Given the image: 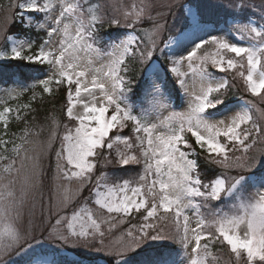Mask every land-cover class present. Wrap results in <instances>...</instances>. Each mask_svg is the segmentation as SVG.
<instances>
[{
    "label": "snow or ice",
    "instance_id": "snow-or-ice-1",
    "mask_svg": "<svg viewBox=\"0 0 264 264\" xmlns=\"http://www.w3.org/2000/svg\"><path fill=\"white\" fill-rule=\"evenodd\" d=\"M8 8L19 15L0 28V68L23 62L37 75L0 74V264L42 238L112 264H127L149 241L178 246L169 264H264V171L254 174L264 123L252 114L264 105V0H19ZM16 20L18 35L9 31ZM106 26L126 31L105 36ZM189 30L196 39L177 48ZM155 56L186 98L183 110L166 102L158 79L144 90L151 114L129 102ZM54 88L63 89L71 123L61 134L53 117L47 137L30 140L34 104L54 98ZM233 89L251 98L230 106Z\"/></svg>",
    "mask_w": 264,
    "mask_h": 264
},
{
    "label": "rangeland",
    "instance_id": "rangeland-1",
    "mask_svg": "<svg viewBox=\"0 0 264 264\" xmlns=\"http://www.w3.org/2000/svg\"><path fill=\"white\" fill-rule=\"evenodd\" d=\"M19 0H0V28L3 27L4 17L6 15H11L13 12H16L19 15L18 9H9L8 5L11 3H17ZM256 3H259V0H256ZM179 15V12H177ZM259 13L257 12L256 15L252 16L253 20H256ZM17 22V23H16ZM32 24H35L36 21L33 19L31 21ZM20 25V27H24V24L20 20L15 21V26ZM223 27V25H221ZM107 28V26L105 27ZM108 29V28H107ZM213 30V29H210ZM10 31V30H9ZM119 32H125V29H109L103 35L107 36L108 34H113ZM173 31H176L174 28ZM11 32V31H10ZM13 34H19V32H12ZM196 39V34L189 30L185 32L182 36L179 37V43L176 46L177 48L180 46L191 45L192 41ZM176 48L170 50L175 51ZM6 62H0V64H5ZM164 61L160 59L158 56L153 57V62H150L149 66L145 69L143 73L137 78L138 80L141 79V83H137L133 86L132 92L129 93V102L133 105L135 111H146L151 114V110L147 107V101L145 100V89L150 88L151 84L154 82L155 79L164 81L166 80L165 70L162 69L161 66L164 65ZM12 68L18 67L19 71L24 74L23 77L20 76V72H16L14 75V79L21 80L27 79L28 77H32L37 75V71L30 69L24 70L22 66L24 65L23 62H10L9 63ZM13 74V73H12ZM11 74V75H12ZM10 75V76H11ZM171 77V76H170ZM172 79V78H171ZM27 84L33 83V80L28 79ZM172 82H174L172 80ZM175 84V82H174ZM166 85V92H165V99L166 102L170 104V106L174 110H183L186 107V98L177 88V91L174 93L169 90L171 88V84ZM54 88V93H55ZM30 95V94H28ZM47 96V94H45ZM250 94L244 92L242 89H233V94L228 101L230 106L236 107L239 105H243L244 101L250 99ZM27 99V96L21 98L18 103L23 104ZM257 99L258 98H253ZM59 100L56 99L52 101L49 99L50 104L47 107H44L42 104L44 101L37 100L34 104L36 107L37 112L35 113V120H30L29 124L27 125L29 131L32 135L29 136V139H45L48 135L49 127L53 123L52 118L55 117L56 120L61 122V127L57 129L58 132L61 134L63 133L62 125L65 123H71L67 120V117L63 115L62 109L64 105V101L53 105L51 103H56ZM257 109H264V105L257 104V108L253 109V116L260 123H264V120L260 119V112ZM214 115L217 118H223V112L218 110H212ZM19 128L16 130L18 133L24 128V125H18ZM21 143L20 140H17V144ZM11 147V146H9ZM45 166H47V160H45ZM132 169H138L139 166L137 165H130ZM3 164H0V170H2ZM120 174L125 175L127 178L128 176H135L136 172L131 171L128 173H124L123 171L117 170ZM264 171V161L254 170V174H259L260 172ZM248 179L251 180L253 174H246ZM47 200V197H45ZM37 217H39V208H37ZM170 250L174 252H179V248L177 245L172 244L169 241H149L147 244L143 246L142 249H138L136 253L130 255L127 264H144V262H148V264H169L170 260L173 259V256L169 255ZM217 255L221 256L222 259H227V256L222 254L219 248L213 251ZM13 264H112V260L110 257H106L101 252H96L94 250L84 249V248H73L65 246V248L58 247L57 244H53L49 242L46 238H42L41 242L34 244L33 248L29 249L27 253H25L21 257L15 258Z\"/></svg>",
    "mask_w": 264,
    "mask_h": 264
},
{
    "label": "trees",
    "instance_id": "trees-1",
    "mask_svg": "<svg viewBox=\"0 0 264 264\" xmlns=\"http://www.w3.org/2000/svg\"><path fill=\"white\" fill-rule=\"evenodd\" d=\"M17 23V22H16ZM22 27H20V25H17V26H13L12 28H10L9 30L11 31V32H19L20 33V29H21ZM109 29H107V28H104L103 29V33H106L107 31H108ZM22 69H24V70H30V69H33V70H35L36 71V66H22L21 67ZM20 69H18V67H16V68H12V66H10V64H8V65H5V66H3L2 68H0V74H2L3 76H10L12 73H16V72H20L19 71ZM20 76L21 77H23L24 76V74L22 73V72H20ZM137 83H141V79L140 80H138V82ZM165 83H167V84H171L172 85V87L170 88L169 87V90H171L173 93H174V95H175V93H176V91H177V87L175 86V84H174V82H172V79H171V77H170V74H168L167 76H166V80H165ZM136 86H137V84H136ZM167 89V88H166ZM63 95V89H60V91H56L55 92V96H54V98H51V97H48V95L47 96H45V98H44V103L42 104L44 107H47L49 104H50V102H49V99L51 98L52 99V101H54V100H56V99H58L60 102H62L63 100L61 99V96ZM59 101L58 102H56L55 104L54 103H51V104H53V105H56L57 103H59ZM13 127V129L14 130H17L18 128H19V126L18 125H13L12 126ZM120 171H123V170H120ZM215 250H217V249H213V251H215Z\"/></svg>",
    "mask_w": 264,
    "mask_h": 264
}]
</instances>
